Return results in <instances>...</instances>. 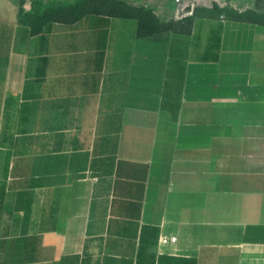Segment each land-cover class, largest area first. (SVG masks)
Wrapping results in <instances>:
<instances>
[{
    "label": "crops",
    "instance_id": "crops-1",
    "mask_svg": "<svg viewBox=\"0 0 264 264\" xmlns=\"http://www.w3.org/2000/svg\"><path fill=\"white\" fill-rule=\"evenodd\" d=\"M18 5L0 0V264H264V25L31 35Z\"/></svg>",
    "mask_w": 264,
    "mask_h": 264
},
{
    "label": "trees",
    "instance_id": "trees-1",
    "mask_svg": "<svg viewBox=\"0 0 264 264\" xmlns=\"http://www.w3.org/2000/svg\"><path fill=\"white\" fill-rule=\"evenodd\" d=\"M55 0H19L18 18L20 23L29 27L31 35H39L44 26L49 23L73 24L89 15L106 16L112 18L133 19L137 22L139 36H148L158 32L172 31L177 34L188 35L191 32L193 18L197 16L213 17L193 13L191 16L170 22H160L151 10L142 6H131L122 0H70L71 2L54 3ZM256 4L264 0H255ZM30 2V10L24 6ZM217 14L225 12L229 20L264 25V22L254 20L251 11L237 12L229 9H219L213 6Z\"/></svg>",
    "mask_w": 264,
    "mask_h": 264
},
{
    "label": "rangeland",
    "instance_id": "rangeland-1",
    "mask_svg": "<svg viewBox=\"0 0 264 264\" xmlns=\"http://www.w3.org/2000/svg\"><path fill=\"white\" fill-rule=\"evenodd\" d=\"M137 6H152L158 11L159 18L162 20L175 21L180 20L182 16L192 13L198 15H207L210 12L217 14L214 9L215 2L223 5V9L235 10L237 12L251 11L254 13V20L264 22V3L256 4L255 0H123ZM70 2V0H64ZM210 6L208 10L201 6ZM198 7V8H197ZM172 9V14L169 10ZM190 10V11H189ZM189 11V12H188ZM225 17V12L222 13ZM218 15V14H217Z\"/></svg>",
    "mask_w": 264,
    "mask_h": 264
},
{
    "label": "built area",
    "instance_id": "built-area-1",
    "mask_svg": "<svg viewBox=\"0 0 264 264\" xmlns=\"http://www.w3.org/2000/svg\"><path fill=\"white\" fill-rule=\"evenodd\" d=\"M176 241V238L175 237H166V236H160L159 237V240H158V243L160 245H168V244H173L175 243Z\"/></svg>",
    "mask_w": 264,
    "mask_h": 264
}]
</instances>
